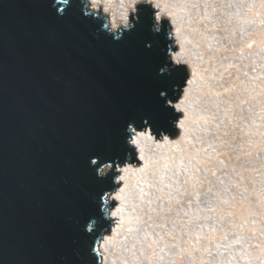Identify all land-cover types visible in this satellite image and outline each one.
<instances>
[{
	"label": "water",
	"instance_id": "95a60500",
	"mask_svg": "<svg viewBox=\"0 0 264 264\" xmlns=\"http://www.w3.org/2000/svg\"><path fill=\"white\" fill-rule=\"evenodd\" d=\"M53 3L65 8L63 17ZM78 4L0 0V264H95L93 234L84 229L99 215L92 197L112 185L96 176L90 159L123 156L124 129L142 124L162 86L163 35L147 49L145 23L114 41ZM138 9L145 20L156 11ZM188 79V68L178 65L173 83L180 90L169 93L171 103ZM170 106L155 123L157 141L159 130L178 138L170 121L182 114ZM137 159L133 150L141 166ZM218 187L230 195L222 181Z\"/></svg>",
	"mask_w": 264,
	"mask_h": 264
},
{
	"label": "bare ground",
	"instance_id": "6f19581e",
	"mask_svg": "<svg viewBox=\"0 0 264 264\" xmlns=\"http://www.w3.org/2000/svg\"><path fill=\"white\" fill-rule=\"evenodd\" d=\"M159 2L174 6L177 15L182 5L206 3L216 8L213 18L239 12L250 22L241 25L233 17L228 27L236 29L234 43L225 40L224 51H205L203 61L194 56L191 66L184 64L189 71L184 127L162 149L173 161L183 159V195L165 201L171 209L165 215L175 226L166 223L159 230L164 239L157 241L154 264H264V0ZM191 28L193 44L187 47L203 51L202 44L199 50L194 45L204 23L193 19ZM216 35L225 33L218 28ZM179 50L176 44L174 52ZM221 181L231 196L219 190Z\"/></svg>",
	"mask_w": 264,
	"mask_h": 264
},
{
	"label": "clouds",
	"instance_id": "9594fccd",
	"mask_svg": "<svg viewBox=\"0 0 264 264\" xmlns=\"http://www.w3.org/2000/svg\"><path fill=\"white\" fill-rule=\"evenodd\" d=\"M63 3L66 7L72 6V0H63ZM138 5H150L152 9L158 10L152 13V28L168 42L167 55L170 62L177 66L186 63L191 66L194 56L203 61L205 51H224L225 40L234 43L236 29L228 27L233 17L241 25L250 22L239 12H225L223 17L213 18L216 8L206 3L182 5V15L171 10L174 6L162 4L159 0H79L77 7L85 16H91L99 24V31L110 35L114 41H120L126 34H134L139 27L145 25L143 9H138ZM52 7L58 17L66 14L65 8H57L55 3ZM201 8L204 9L202 15L199 11ZM193 9L196 10L195 15L192 14ZM164 19L169 23L163 24ZM193 19L204 23L200 40L194 45L199 50L202 44L203 51L193 52L187 47L193 44L190 39L191 32L195 31L191 28ZM218 28L225 33L224 36L216 35ZM240 32L243 38L245 29L241 27ZM174 42L179 45V52L173 51ZM179 90V86L173 84L170 92L176 95ZM184 91V99L169 105L177 113H182L187 104L188 90ZM167 99L173 102L170 95ZM170 122L179 129L185 123L181 118ZM156 131L154 123L142 125L136 120L130 121L124 129L125 150L122 157L94 156L90 159L89 165L95 169L96 176L100 179L110 178L112 185L102 190L98 200L95 195L92 197L93 202L99 206V215L92 216L84 229L93 234L90 255H94L95 264H154L157 241L164 239L159 230L165 229L166 223L175 226L171 218L166 217L165 213L171 209L164 204L166 200L170 203L176 199L174 193L183 195V159L173 161L165 156L162 149L170 142L169 137L163 130H159V140L163 141L160 143L157 141ZM133 150L136 159L139 157L137 160L144 162L142 167L133 161ZM133 191L136 192L135 196Z\"/></svg>",
	"mask_w": 264,
	"mask_h": 264
},
{
	"label": "snow or ice",
	"instance_id": "6c2138e0",
	"mask_svg": "<svg viewBox=\"0 0 264 264\" xmlns=\"http://www.w3.org/2000/svg\"><path fill=\"white\" fill-rule=\"evenodd\" d=\"M145 23L147 24L148 31L152 37V40L145 42V47L149 50H152L153 45L158 43V38L160 34L156 33L152 28V16L148 17L147 20H145ZM165 44H166V49H168V43L166 40H165ZM176 76H177V65H173L170 62L166 50L165 55L163 57V62L157 71V77L161 79V84H162L159 90L158 99L155 107L151 111L144 114V116L142 117V125L153 124V123L155 124L158 121L167 118V109L171 103V101L167 99V97L172 89V86L174 84L173 81L176 78Z\"/></svg>",
	"mask_w": 264,
	"mask_h": 264
}]
</instances>
